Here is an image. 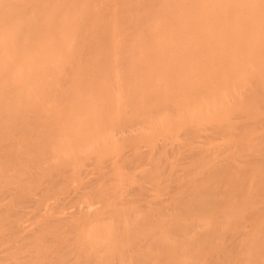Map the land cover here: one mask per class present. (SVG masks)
<instances>
[{
	"label": "bare ground",
	"instance_id": "bare-ground-1",
	"mask_svg": "<svg viewBox=\"0 0 264 264\" xmlns=\"http://www.w3.org/2000/svg\"><path fill=\"white\" fill-rule=\"evenodd\" d=\"M0 264H264L261 0H0Z\"/></svg>",
	"mask_w": 264,
	"mask_h": 264
},
{
	"label": "snow or ice",
	"instance_id": "snow-or-ice-1",
	"mask_svg": "<svg viewBox=\"0 0 264 264\" xmlns=\"http://www.w3.org/2000/svg\"><path fill=\"white\" fill-rule=\"evenodd\" d=\"M261 4H262V6H264V0H261Z\"/></svg>",
	"mask_w": 264,
	"mask_h": 264
}]
</instances>
